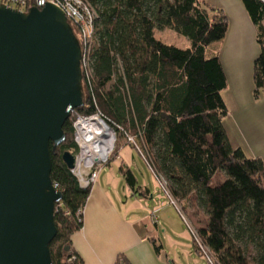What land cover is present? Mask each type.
<instances>
[{"label":"trees","instance_id":"16d2710c","mask_svg":"<svg viewBox=\"0 0 264 264\" xmlns=\"http://www.w3.org/2000/svg\"><path fill=\"white\" fill-rule=\"evenodd\" d=\"M87 1L98 18L89 45V80L83 73L85 105L76 114L103 113L118 135L111 160L119 156L124 139L165 181L185 216H192V206L204 214L205 226L196 228L200 241L192 235L202 259L199 244L218 264H264V160L247 157L229 140L222 97L227 75L219 53L208 52L227 35V15L205 0ZM242 2L259 29L258 95L264 90V1ZM165 29L188 38L190 46L182 49L158 39L155 30ZM74 117L64 125L66 141L55 151L50 145L51 179L64 194L54 214L53 264H83L72 235L83 227L91 188L80 187L63 159L65 152H78ZM119 168L126 184L140 192L132 168L123 163ZM219 174L223 180L215 183ZM115 264L132 262L120 254Z\"/></svg>","mask_w":264,"mask_h":264},{"label":"water","instance_id":"95a60500","mask_svg":"<svg viewBox=\"0 0 264 264\" xmlns=\"http://www.w3.org/2000/svg\"><path fill=\"white\" fill-rule=\"evenodd\" d=\"M83 47L54 4H0V264H53L56 203L51 149L85 105ZM63 159L71 170L75 154ZM69 248H67L68 250Z\"/></svg>","mask_w":264,"mask_h":264},{"label":"crops","instance_id":"0c3cea01","mask_svg":"<svg viewBox=\"0 0 264 264\" xmlns=\"http://www.w3.org/2000/svg\"><path fill=\"white\" fill-rule=\"evenodd\" d=\"M222 1L220 8L206 3L223 11L229 19L227 35L212 45L213 52L219 53L228 81L222 93L228 108L223 125L234 148L240 147L249 158L264 160V90L255 95L254 84L255 59L261 52L259 29L242 0ZM166 30L154 33L166 42ZM133 153L126 159L120 154L118 158L135 174L143 156L139 154V159L138 152ZM140 187L136 193L126 184L120 169L108 170L104 166L101 170L84 207L83 227L72 235V247L83 264H115L120 254L132 264H185L180 254L184 247H178V242L179 236H189L186 227L167 199L156 197L143 184ZM187 240L184 243L188 248ZM192 250L187 249L192 257L189 264H204Z\"/></svg>","mask_w":264,"mask_h":264},{"label":"built area","instance_id":"2783aa9c","mask_svg":"<svg viewBox=\"0 0 264 264\" xmlns=\"http://www.w3.org/2000/svg\"><path fill=\"white\" fill-rule=\"evenodd\" d=\"M264 1V0H262ZM0 4L11 7L13 9L27 12L31 7H38L42 9L47 4H54L60 10L67 15L71 25L77 29L80 33V42L83 47V63L82 70L84 75L89 80V52L90 43L93 39V34L95 32V21L98 18V13L87 0H0ZM79 36V35H78ZM72 115L75 114L77 117L74 125V136L75 142L78 147V152L75 154V166L72 168L73 174L76 176L77 181H79L80 187L92 188L97 178L108 163L111 154L114 151L115 144L118 138L114 128L108 124L103 113L95 112L91 115L76 114V110H73ZM85 123L89 128H86L81 124ZM111 138L112 148L108 154L104 157L99 155L101 148L105 141ZM130 141H133L130 138ZM147 166H150L154 172L153 166L145 159ZM156 176V175H155ZM161 181V180H160ZM162 187L165 186V181H161ZM57 188V185H55ZM168 198L171 203L180 211L183 218L188 224V229L191 235L194 236L195 241H200L198 232L196 228L191 224V221L183 214L176 199L171 198L169 192L164 188ZM156 219V218H155ZM199 244V243H198ZM199 253L202 254L203 259L209 264H218L215 256L210 252V250L203 245L199 244ZM76 256L70 258V262H75Z\"/></svg>","mask_w":264,"mask_h":264},{"label":"rangeland","instance_id":"374dc122","mask_svg":"<svg viewBox=\"0 0 264 264\" xmlns=\"http://www.w3.org/2000/svg\"><path fill=\"white\" fill-rule=\"evenodd\" d=\"M206 2L210 3L211 5H215L217 8H220V6H221L220 3H222L223 1L222 0H206ZM75 33H77L80 37V33L77 29L75 30ZM163 36L166 37L165 41L168 44H173L175 46L177 45L178 47H180L182 49L188 48L191 44L189 42L188 38L178 34L177 32H174L170 29L166 30L165 35H163ZM212 48L213 47H211L208 52H210L212 50ZM76 120H77V117H74L72 120V125L74 122H76ZM121 142H122V144L125 145V148H123L120 151V156H123V158L126 159L129 154L133 153L134 149L130 145H126L125 144L126 141L124 139H122ZM136 156L140 159L139 153L138 154L136 153ZM122 163H123V160L121 158L117 157V158H115V160H111V157H110L108 163L105 166L108 168V170H110V169H113V170L117 169L118 170V169H120L119 167L122 165ZM138 165H137V167L135 166L136 167L135 168V176L140 181L139 184L140 185L143 184L144 186L148 187V189L149 188L152 189V192L154 193V195L156 197L163 196L165 199H167L168 203H170L171 207H173V210L176 211V213H177L180 221H182L184 227H186L185 229H186V231H188L190 237L189 236L188 237L179 236L181 238V240L178 242V243H180L178 245V247H182V246L184 247L183 249L180 248L181 258L185 264H189L190 259L192 260V257H191V253H189V251H187V249L192 248L193 249L192 253H194V243L192 242V235L188 229V224H187L186 220L183 218L182 214L175 207V205L173 203H171V200L168 198L164 188L162 187L161 181L158 179V177L155 176L151 167L147 166L146 161L143 160V158H142V160H139ZM222 180H223V175L219 174V175H217V177L215 179V183L220 182ZM180 205L182 206V203H180ZM189 209H190L189 212L192 213V216H190V215L188 216V213H185V214L187 216V219L191 221V224H193L194 228L198 229V228L205 226L206 219H205L204 214L202 212L199 213L196 206H194V207L192 206ZM155 218H157L156 215H155ZM176 226H178V225L176 224ZM185 239L186 240L188 239L187 240V242H189L188 248L186 245L187 243L186 242L184 243ZM193 255L198 256L197 253H195ZM197 259L200 260V262H204L200 256H198Z\"/></svg>","mask_w":264,"mask_h":264},{"label":"bare ground","instance_id":"6f19581e","mask_svg":"<svg viewBox=\"0 0 264 264\" xmlns=\"http://www.w3.org/2000/svg\"><path fill=\"white\" fill-rule=\"evenodd\" d=\"M81 124L84 125L86 128H89L87 125H85V123L81 122ZM111 144H112V141H111V138H109L108 141L104 142L103 147L101 148L99 152V155L102 157L106 156L112 148Z\"/></svg>","mask_w":264,"mask_h":264}]
</instances>
